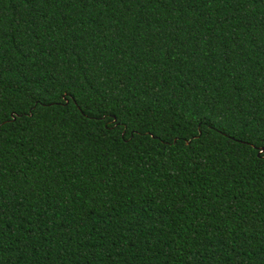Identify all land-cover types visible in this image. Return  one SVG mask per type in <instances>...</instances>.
<instances>
[{"label": "trees", "instance_id": "1", "mask_svg": "<svg viewBox=\"0 0 264 264\" xmlns=\"http://www.w3.org/2000/svg\"><path fill=\"white\" fill-rule=\"evenodd\" d=\"M262 136L264 0H0V264H264Z\"/></svg>", "mask_w": 264, "mask_h": 264}, {"label": "snow or ice", "instance_id": "2", "mask_svg": "<svg viewBox=\"0 0 264 264\" xmlns=\"http://www.w3.org/2000/svg\"><path fill=\"white\" fill-rule=\"evenodd\" d=\"M62 99H63L66 103H72V102L75 100V97H71V98H69V96H64V97H62ZM37 103H39V99H34V100H33V106H35V104H37ZM115 126H116V127H119V124H117V125H115ZM122 131L124 132L125 135L128 134V132H127L126 130H123V129H122ZM201 134H202L201 131L198 129L197 132H196V135H197V136H200ZM256 143H257V141H256L255 139H253V144H256ZM258 143H259V146L261 147V151H260V153H258V155H260V157H261L262 159H264V136H262V137L259 139Z\"/></svg>", "mask_w": 264, "mask_h": 264}]
</instances>
